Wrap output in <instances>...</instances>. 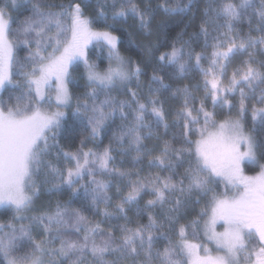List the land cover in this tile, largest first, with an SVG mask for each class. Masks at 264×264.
Segmentation results:
<instances>
[{
	"label": "snow or ice",
	"instance_id": "6c2138e0",
	"mask_svg": "<svg viewBox=\"0 0 264 264\" xmlns=\"http://www.w3.org/2000/svg\"><path fill=\"white\" fill-rule=\"evenodd\" d=\"M200 3L27 0L29 14L20 19L12 15L19 0H0V93L8 92L0 95V206L13 212L0 222V264H264V0ZM158 13L190 14L189 24L170 44L159 39L167 25H157L142 61L122 55L112 29L132 16L151 38ZM90 46L106 67L90 59ZM153 62L145 84L144 66ZM80 65L86 90L74 95ZM168 68L172 79L192 70L201 79L173 89L158 74ZM162 90L180 101L171 123ZM237 94L234 103L229 97ZM69 108L89 132L74 151L61 145ZM225 108L229 114L218 120L216 110ZM117 118L107 145L86 147ZM161 127L163 136L170 127L179 132L165 139ZM117 155L133 167H117ZM145 157L159 171L136 167ZM246 163L259 171L247 175ZM65 191L66 200L37 207L41 196ZM145 195L151 198L141 205ZM78 200L101 219L74 207ZM133 208L146 223L128 216ZM112 220L124 222L103 226Z\"/></svg>",
	"mask_w": 264,
	"mask_h": 264
},
{
	"label": "trees",
	"instance_id": "16d2710c",
	"mask_svg": "<svg viewBox=\"0 0 264 264\" xmlns=\"http://www.w3.org/2000/svg\"><path fill=\"white\" fill-rule=\"evenodd\" d=\"M55 2H59V0H55ZM137 2L143 4L144 0H137ZM160 0H152L153 5H155L156 3H159ZM174 2V0H173ZM258 3V0H257ZM19 4L20 7L17 11H13L12 15L19 17L20 19H22L24 16H27L29 14V12L26 10L27 8V0H19ZM95 4V0H93V6ZM93 6H89V8L87 9L88 14H92L93 11ZM204 4H203V0H201L200 3V7L203 8ZM189 16H183V15H178V16H174V17H168L163 15L162 13H158L155 18L152 21V29H153V36L151 38H146L143 33L140 31L139 27H138V22L132 17L129 16L127 17L126 21H122L120 24H117L115 28L112 29V31L114 32L115 35L119 36L121 38V43L119 45L120 47V51L122 53V55L125 56H129L131 57L133 60L136 61H142L144 58L143 55V45L146 44L148 42V39H151L153 42H155L157 40V25H159L160 23H164L167 25V27L165 29L162 30L163 34H161L159 36V39L161 41H164L166 44H170L171 40L174 39L177 35V33H179L182 29H185V26L187 24H189ZM199 23V19L197 18V20L195 21V23L190 26L187 27V33H192L194 31H196V24ZM16 25L13 24V27H15ZM96 27H104L103 24H97ZM245 28H247V25H244ZM131 34V36H130ZM187 39V36L185 37ZM203 44V39L201 38V40L198 42V44H194V47L196 49V51H201V47L200 45ZM165 48H161L160 51H164ZM97 49L94 47L90 46L89 49V56L90 59L93 61H97L100 63V67L104 68L107 65V60L101 58V60H98V56H97ZM26 55V52L24 50H18L17 51V56L20 58H23ZM106 55V53H105ZM158 55V53H157ZM202 64L204 66H207V61H202ZM142 66H144L142 64ZM158 65L155 64V62L148 64L147 66H144V75L141 76V80L147 84V81L149 80L150 76L152 75L153 69L157 68ZM84 69L83 66L80 65L79 67L75 68L73 75L74 77L77 79L78 84L76 86L72 87V91L74 93V95H78L80 93H83L86 89L84 87V80L80 79L81 74L83 73ZM229 74L231 73V67L229 68ZM173 73V69L168 68L165 71L159 72V75H163L165 77V82L169 83L172 85L173 89L177 86H182L185 83H191V84H195L197 83L201 77H200V73L197 70H192L190 71L183 79L180 78H175L172 79L170 78L172 76ZM13 79H18V77H13ZM131 87L135 88V83H133L131 85ZM171 90H162L161 91V98L165 100V107L168 109V119L169 122L171 123L172 117L174 115L175 109L177 107H179L180 101L178 99H173L171 97ZM113 95H118L121 99L125 98L123 94L118 93V92H113ZM0 95H3L5 98H7L8 96V92L4 91L3 93H0ZM197 95H202V91L200 93H197ZM229 99H233V102L235 103L238 100V94L235 97H229ZM74 107V104H73ZM207 107L209 110H212V105L210 100L208 101ZM217 119L221 120L223 119L226 115L229 114L228 109H217ZM67 116L65 117V129L64 132L62 134L61 137V145L65 148V150L68 151H74L77 147H79L80 145V141L82 139H84L85 137H88L89 132L88 129L80 124L79 122H77L73 115H72V110L71 108L67 109L66 111ZM231 115H235V109H232ZM121 123V121L117 118L115 119V121L113 123H111V125L109 126L108 129H106L104 132L101 133V137L98 138L96 141H92L91 139H89L87 141V145L86 147L89 148H96L97 145H99V148L102 149L104 145H107L109 142V139L112 137V134L114 131H116L117 126ZM244 123L246 124V126L248 128L252 127V119H251V115L249 113V115L246 116ZM160 134L163 136L164 134V129L163 127H161L159 130ZM179 132L178 128H174V127H170L167 133V136H163V138L165 139H171L173 134H176ZM259 134V133H258ZM102 141V143H101ZM146 143L151 146V144L153 143V141H146ZM114 155H116L114 153ZM120 156L117 155L116 161H115V165L117 167H124V168H132V162H131V158L130 157H126L124 160V163L121 164L120 163ZM136 167L143 169L144 173H147L149 171L151 172H157L159 171V169L156 168H148V164H147V157H145V159L139 164L136 165ZM245 168L246 171L248 173H253L255 172L258 167L246 163L245 164ZM222 187V185H221ZM126 191V189H125ZM115 192V189L113 188L110 191V195H113ZM69 193L67 191L63 192V193H57L56 195L53 196H41L40 200L37 201V207L40 206L41 201H46V200H55V199H62V200H66L68 198ZM151 197L148 195H145L143 197V199L140 201V204L143 205L144 201L147 199H150ZM113 199L115 200L116 197L113 195ZM87 205V201H76L74 203V207H83V211L84 214L86 216H88L89 218L93 219V220H99L101 219L99 216L94 215V212L92 210H89ZM203 206V202L199 205H193L192 209L194 210H190L188 213V218H191L192 216L196 215V213L199 211V209ZM104 205H101V208H103ZM159 212V209L156 210V213ZM13 215V212L11 209L6 208V207H1L0 208V222H7L8 220L11 219ZM128 216L132 218V220L135 221H139L140 223H146L147 222V216L146 215H142V216H136L135 212H134V208L132 211L128 212ZM123 220H112L110 222L106 221L103 226L107 227L109 223L111 224H117V223H123ZM184 221L181 220V223H183ZM165 243V241L160 240L157 241L156 246L157 247H162L163 244Z\"/></svg>",
	"mask_w": 264,
	"mask_h": 264
},
{
	"label": "rangeland",
	"instance_id": "374dc122",
	"mask_svg": "<svg viewBox=\"0 0 264 264\" xmlns=\"http://www.w3.org/2000/svg\"><path fill=\"white\" fill-rule=\"evenodd\" d=\"M64 111H67V109H64ZM234 116V115H233ZM244 170H245V173L247 174V175H253V174H255L257 171H259V169H257L255 172H253V173H248L247 171H246V168H245V165H244ZM2 206H0V208H1ZM223 230V228L222 227H218V231H222Z\"/></svg>",
	"mask_w": 264,
	"mask_h": 264
}]
</instances>
